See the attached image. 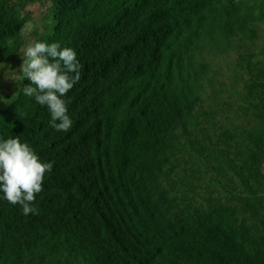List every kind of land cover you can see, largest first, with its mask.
Returning <instances> with one entry per match:
<instances>
[{
	"label": "trees",
	"instance_id": "trees-1",
	"mask_svg": "<svg viewBox=\"0 0 264 264\" xmlns=\"http://www.w3.org/2000/svg\"><path fill=\"white\" fill-rule=\"evenodd\" d=\"M36 4L83 67L68 132L0 83V135L55 161L38 215L0 199V264H264V0H0L8 71Z\"/></svg>",
	"mask_w": 264,
	"mask_h": 264
},
{
	"label": "clouds",
	"instance_id": "clouds-1",
	"mask_svg": "<svg viewBox=\"0 0 264 264\" xmlns=\"http://www.w3.org/2000/svg\"><path fill=\"white\" fill-rule=\"evenodd\" d=\"M21 56L20 71L31 82L23 86V94L47 107L52 128L68 132L73 120L66 96L80 81L83 67L76 50L62 46L60 41L37 40ZM54 164L55 161L43 160L20 135L7 138L0 135V199L18 204L25 216L38 215L35 201L44 190L45 177L53 171Z\"/></svg>",
	"mask_w": 264,
	"mask_h": 264
},
{
	"label": "rangeland",
	"instance_id": "rangeland-1",
	"mask_svg": "<svg viewBox=\"0 0 264 264\" xmlns=\"http://www.w3.org/2000/svg\"><path fill=\"white\" fill-rule=\"evenodd\" d=\"M27 11L28 13H31V17L33 18V21L29 22L24 30V38L27 44L23 48V51L29 44L35 42V36L33 35V29L41 25L40 23L43 20V16L45 14L46 8L41 7L38 4L29 5L27 7ZM236 58L237 56L235 54H232V55H229L223 58H217L214 60V63L217 68L218 67L221 68L223 73H225L226 75H229V73H231L230 68L235 66ZM20 59H22L23 61L22 56H20ZM20 68L21 67L8 71L5 69V67L0 65V83L2 84V91H6L9 94H11L14 91L13 89L14 83L18 79H20L22 75Z\"/></svg>",
	"mask_w": 264,
	"mask_h": 264
}]
</instances>
